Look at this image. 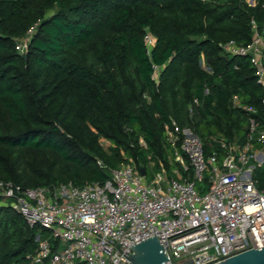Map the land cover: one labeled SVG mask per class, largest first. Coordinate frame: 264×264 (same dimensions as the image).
<instances>
[{
  "label": "trees",
  "instance_id": "obj_1",
  "mask_svg": "<svg viewBox=\"0 0 264 264\" xmlns=\"http://www.w3.org/2000/svg\"><path fill=\"white\" fill-rule=\"evenodd\" d=\"M253 22L264 37V0H0V180L104 184L131 161L172 175L173 122L206 155H222L216 139L244 144L252 120L264 128V89L250 57L222 45L251 43ZM254 178L264 189V165ZM40 229L0 204V264H30Z\"/></svg>",
  "mask_w": 264,
  "mask_h": 264
},
{
  "label": "built area",
  "instance_id": "obj_2",
  "mask_svg": "<svg viewBox=\"0 0 264 264\" xmlns=\"http://www.w3.org/2000/svg\"><path fill=\"white\" fill-rule=\"evenodd\" d=\"M253 29L251 43L230 40L222 47L231 55L249 56L264 89V37L254 22ZM145 40L151 48L153 36L147 33ZM235 104L240 105L237 98ZM166 129L180 162L172 175L161 163L149 181L131 161L113 169L104 184L22 189L0 180V204L11 200L30 226L49 233L37 235L36 252L27 255L30 264H133L127 259L133 247L154 236L170 249L173 259L168 248L163 250L166 264L212 249L219 259L206 264H216L264 247V189L254 178L255 169L264 165V128L252 120L244 144L216 139L222 155L216 149L206 155L203 139L191 128L181 130L173 122ZM206 173L210 187L200 192Z\"/></svg>",
  "mask_w": 264,
  "mask_h": 264
},
{
  "label": "water",
  "instance_id": "obj_3",
  "mask_svg": "<svg viewBox=\"0 0 264 264\" xmlns=\"http://www.w3.org/2000/svg\"><path fill=\"white\" fill-rule=\"evenodd\" d=\"M252 2H254V0H252ZM141 173L143 175L147 174L145 169H141ZM248 236H249V233H248ZM250 241H251V238H250ZM252 246H253V243H252ZM133 248H134V253L127 258L133 264H166V262H169L167 255L163 251L166 248L169 249V247L168 246L163 247L159 239L156 236L151 237L149 239H146L136 244ZM169 252H170V249H169ZM171 257H172V254H171ZM216 259H219V258H217V256L215 255L212 249L207 252L201 253L199 255L193 256L191 258H188V259L176 262V263L173 260V262L174 264H206ZM216 264H264V247L254 248L253 246V249L237 254L233 257H230Z\"/></svg>",
  "mask_w": 264,
  "mask_h": 264
},
{
  "label": "rangeland",
  "instance_id": "obj_4",
  "mask_svg": "<svg viewBox=\"0 0 264 264\" xmlns=\"http://www.w3.org/2000/svg\"><path fill=\"white\" fill-rule=\"evenodd\" d=\"M249 1V3H253L252 2V0H248ZM31 35H32V33H30V34H27L26 36H24L23 38H20L19 40H18V44H20V46H21V48H25L26 47V45H27V43L29 42V40H30V38H31ZM102 142H103V144L104 145H108L109 144V142L107 141V140H102ZM176 167V166H175ZM158 171H160V169H157V170H148V173H147V179L149 180V181H151L154 177H155V175H156V173L158 172ZM169 174V173H168ZM206 176H209V174L208 173H206ZM203 184V183H202ZM199 186V185H198ZM199 188V187H198ZM41 232H44V230H42V229H40V231H39V234L41 233Z\"/></svg>",
  "mask_w": 264,
  "mask_h": 264
},
{
  "label": "crops",
  "instance_id": "obj_5",
  "mask_svg": "<svg viewBox=\"0 0 264 264\" xmlns=\"http://www.w3.org/2000/svg\"><path fill=\"white\" fill-rule=\"evenodd\" d=\"M255 1V0H254Z\"/></svg>",
  "mask_w": 264,
  "mask_h": 264
}]
</instances>
